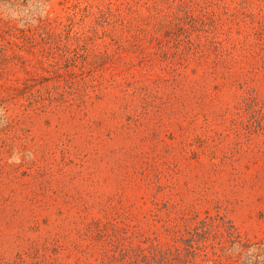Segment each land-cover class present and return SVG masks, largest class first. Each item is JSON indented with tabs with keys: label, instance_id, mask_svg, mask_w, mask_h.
Listing matches in <instances>:
<instances>
[{
	"label": "rangeland",
	"instance_id": "1",
	"mask_svg": "<svg viewBox=\"0 0 264 264\" xmlns=\"http://www.w3.org/2000/svg\"><path fill=\"white\" fill-rule=\"evenodd\" d=\"M222 220L264 240V0H0V264H264Z\"/></svg>",
	"mask_w": 264,
	"mask_h": 264
},
{
	"label": "trees",
	"instance_id": "2",
	"mask_svg": "<svg viewBox=\"0 0 264 264\" xmlns=\"http://www.w3.org/2000/svg\"><path fill=\"white\" fill-rule=\"evenodd\" d=\"M221 223H223L224 226V231L222 234L225 237V240L222 241L220 239L218 245L222 244L224 250H228V244H230L231 247L232 245H238V248L241 249L240 255H243V250L249 251L250 249H254L256 251L253 255L250 256L249 254H246L248 257L247 259L250 261H264V259H261V257L264 256V247L261 248V246H264V240H260L258 243H252L250 239L244 240L241 233H239L234 225H232L229 221L225 222L222 220ZM216 227L219 228L218 225H214L213 222H209L208 220L204 219L201 220L193 229H188L187 233L189 234V237H191H188L186 240H184L188 244L185 248L186 257L192 258V256L197 255L194 248L195 243L198 241L200 242L202 239L206 240L209 238V236L211 237V233ZM223 236L221 235L220 237ZM224 244L226 247H224ZM177 251H179L178 253H181L179 249H177ZM169 254L170 252L166 253L161 251L160 253H154L151 257L144 255L141 258L142 262L138 264H172L169 260H167V255Z\"/></svg>",
	"mask_w": 264,
	"mask_h": 264
}]
</instances>
